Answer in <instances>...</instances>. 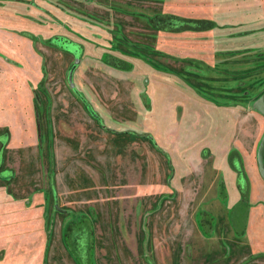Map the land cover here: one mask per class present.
<instances>
[{
  "label": "rangeland",
  "instance_id": "374dc122",
  "mask_svg": "<svg viewBox=\"0 0 264 264\" xmlns=\"http://www.w3.org/2000/svg\"><path fill=\"white\" fill-rule=\"evenodd\" d=\"M264 0H0V264H264Z\"/></svg>",
  "mask_w": 264,
  "mask_h": 264
},
{
  "label": "water",
  "instance_id": "95a60500",
  "mask_svg": "<svg viewBox=\"0 0 264 264\" xmlns=\"http://www.w3.org/2000/svg\"><path fill=\"white\" fill-rule=\"evenodd\" d=\"M257 109L264 116V95L258 101ZM257 161H258L259 171H260L261 175L264 177V136H263L261 143L259 145V148H258Z\"/></svg>",
  "mask_w": 264,
  "mask_h": 264
}]
</instances>
